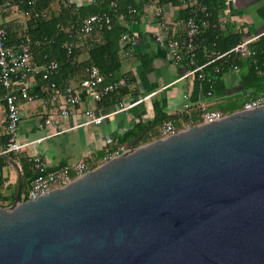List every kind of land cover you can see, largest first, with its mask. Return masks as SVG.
Wrapping results in <instances>:
<instances>
[{
  "label": "water",
  "instance_id": "water-1",
  "mask_svg": "<svg viewBox=\"0 0 264 264\" xmlns=\"http://www.w3.org/2000/svg\"><path fill=\"white\" fill-rule=\"evenodd\" d=\"M0 206V264H264V104Z\"/></svg>",
  "mask_w": 264,
  "mask_h": 264
},
{
  "label": "trees",
  "instance_id": "trees-1",
  "mask_svg": "<svg viewBox=\"0 0 264 264\" xmlns=\"http://www.w3.org/2000/svg\"><path fill=\"white\" fill-rule=\"evenodd\" d=\"M101 6H106L104 10L95 13H107L111 16L110 27H103L90 35H84L79 31L80 21L85 15L82 11L84 7L74 8L72 5L64 4L61 0H37L33 4H28L27 0H14L17 7L26 14L22 17V23L18 19L3 23L7 33L9 45L15 48L21 36L27 34L35 44H31V56L37 63L53 59L60 65L57 75H51L47 80L38 78L39 87L47 95L51 89V82L55 83L59 90L63 91L68 82L77 79L79 82L86 76V69L95 65L104 76V82L117 81L120 86L116 91L104 95L98 102L103 106H113L119 102H125L127 94L134 92V76L130 72L122 71V60L128 55L125 51L127 46H121V35L130 30V23L139 19L143 13V5L150 0H115V7L111 8L106 0H93ZM186 4L181 0H158L156 3H179L184 6L181 10V21L190 15L188 1ZM225 0H207V14L209 25L198 34L195 39V57L194 66H202L191 76V88L187 92L191 102L204 98H223V101L217 105V109L224 114L238 110L245 101L251 99L257 94H264V76L258 74V69L264 65V33L252 42L253 54L250 57H240L234 52L229 51L239 40L244 38L239 31H222L217 22V14L224 7ZM62 6L60 13L51 9L52 5ZM132 7L135 11L128 12ZM70 9L72 12L70 13ZM94 13V12H91ZM89 13V14H91ZM9 14V13H8ZM8 14H4L7 16ZM36 14V15H35ZM88 14V15H89ZM87 16V15H86ZM72 25V28L69 26ZM97 35L95 36L94 34ZM176 38H183V32L180 35H174ZM77 38L81 39L86 47L87 59L83 62L76 60ZM70 43L72 46V55L68 56L64 45ZM218 54H224L216 57ZM212 59V61H211ZM234 67L236 69H234ZM227 72H233L236 80L234 86H229L224 79ZM0 90L4 88L0 85ZM29 93V91H28ZM30 94V93H29ZM154 116L146 121L138 120L131 128L117 137L114 143L108 144L104 148L114 149L117 145L128 144L135 136L143 130L139 143H146L157 136L159 126L165 121H171L176 127L186 119L185 113L167 114L159 101L154 102ZM180 120L181 122L179 123ZM7 138V135L5 133ZM103 148V149H104ZM96 155L101 156L104 150ZM14 161L19 165L21 181V200H26V191L33 178L38 175L32 157H28L19 152H8L0 155V175L1 167ZM4 178V177H3ZM6 185H0V206H6L12 203L15 197L16 183L12 185L9 191L5 190Z\"/></svg>",
  "mask_w": 264,
  "mask_h": 264
},
{
  "label": "crops",
  "instance_id": "crops-1",
  "mask_svg": "<svg viewBox=\"0 0 264 264\" xmlns=\"http://www.w3.org/2000/svg\"><path fill=\"white\" fill-rule=\"evenodd\" d=\"M62 2H64L63 6L70 4L74 8L84 7L82 13L85 16L106 8L93 0ZM156 4L155 1H148L139 19L130 23V30L137 35V43L132 53L122 60L121 65L122 71L130 72L134 76L135 81L131 87H134L133 91L137 93L127 94L125 102L142 99L145 93L151 91L154 94L127 110L112 113L115 105L103 106L101 103L99 105V101L95 102L88 90L77 88L81 98L79 104L70 107L69 114L61 117L55 112V108L61 103L62 96L52 94L47 97L39 87L38 78H29L27 89L32 99L19 98L20 120L17 128L18 141L29 142V144L19 153L28 157L39 155L47 167L69 165L86 153L93 157L98 156L105 146L114 143L117 137L131 128L139 119L142 121L151 119L155 114L153 109L155 101H159L166 113L171 115L181 106L183 94L191 88V77H183L182 68L169 59L165 35L153 19ZM161 5V10L169 23V36H172L171 31L174 35L182 34L183 22L180 14L184 6L179 3ZM224 5L225 7L218 12L216 18L222 31H239L244 38L264 32V0H225ZM61 7L53 4L51 9L55 12L59 11L57 12L59 14ZM71 12L72 9H70ZM23 16L18 12H12L5 16V22L16 18L21 20ZM94 35L96 36L97 33ZM83 42L85 41L77 38V44L74 46L77 62H83L88 57L87 45ZM76 78L69 83L77 87L79 81ZM224 79L229 86H234L236 77L233 72H227ZM17 85L16 81L14 86ZM3 95L4 92L0 90V150L3 149L7 140ZM204 100L210 108L217 109V105L223 101V98H204ZM88 108H92L95 114L106 116L98 124H83L86 119L84 112ZM49 116L52 118L51 125L40 128L39 124ZM15 164L19 168V165ZM1 173L6 181L5 190L9 191L12 185L17 183V169L11 160L1 167Z\"/></svg>",
  "mask_w": 264,
  "mask_h": 264
},
{
  "label": "built area",
  "instance_id": "built-area-1",
  "mask_svg": "<svg viewBox=\"0 0 264 264\" xmlns=\"http://www.w3.org/2000/svg\"><path fill=\"white\" fill-rule=\"evenodd\" d=\"M37 0H27L28 4H33ZM67 1V0H61ZM109 2L111 8L115 7V0H106ZM157 2L158 0H152ZM190 7V15L185 19L183 23V38L174 37V33L171 31L169 36V23L165 19L163 11L161 10L162 5L156 4V8L153 13V19L159 29L163 31L165 35V45L169 59L174 64L179 65L183 70V77H191L196 71L201 69L202 66H194L195 57V39L203 28L209 25L208 14H207V0H187ZM181 3L186 4L185 0H181ZM146 4V3H145ZM144 4V5H145ZM143 5V8H144ZM135 9L132 7L128 8V12H134ZM16 13L25 15L26 12H22L17 7L14 0H0V85L4 88V103H5V133L7 140L3 149L0 150V155L8 152H20L21 149L28 145L18 141L17 128L20 120V108L19 98L25 100H31L32 96L28 93L27 81L29 78H40L41 80H47L51 75H57L60 70V65L53 59L46 60L42 63H37L31 56V44H35L31 37L27 34L21 36L20 40L16 44L15 48L9 45L7 41V33L3 26L5 21V14ZM36 15V14H35ZM137 20V19H136ZM136 20H133L135 22ZM23 21L22 18L20 20ZM111 23V16L107 13H91L83 17L80 21L79 31L84 35H90L96 30H100L103 27L109 28ZM73 26L70 25L69 28ZM264 32H261L255 36L245 37L239 40L229 51L234 52L240 57H250L253 54L251 44ZM121 46H127L125 55L132 53L133 47L137 43V35L132 31H126L121 35L120 38ZM68 56L72 55V46L70 43L64 45ZM224 54H218L216 57H221ZM212 61V59H211ZM234 69H236L234 67ZM258 74L264 76V65L258 69ZM18 82L15 87L14 83ZM120 83L112 81L105 83L104 76L100 72L99 68L95 65H91L86 69V76L81 80L77 87L68 82L64 90L61 91L55 83L51 82L49 88L51 91L47 94L49 97L52 94H60L62 96L61 103L55 108V112L63 117L69 114L70 107H75L79 104L81 98L77 91V88L88 90L92 99L96 102L99 101L104 95L116 91ZM154 92H148L144 94L142 99L152 96ZM142 99H137L129 102H119L114 107L112 113L127 110L140 102ZM264 104V94L260 93L253 96L251 99L244 102L240 109H251L255 106ZM176 113H185L186 119L183 120L180 126L176 127L171 121L163 122L159 128L157 136L154 138L167 137L178 130L188 128L194 124L207 123L214 121L224 115L218 109L210 108L204 99L191 102L188 98V94H183V102L181 106L175 111ZM84 115L86 116L83 124H98L106 115H98L94 113L92 108L85 110ZM51 116L46 117L39 124L40 128L51 125ZM54 125V124H53ZM39 141V140H38ZM125 145H117L114 149L104 148V153L99 156H91L89 153L83 155L79 160L72 164L67 165H56L47 167L42 157L34 155L32 161L34 162L35 168L38 170V175L33 178L26 191V199L35 198L49 190L57 188L58 186L65 183L72 177L78 176L96 165L106 160L111 155L126 149ZM0 185H6V181L3 176L0 175Z\"/></svg>",
  "mask_w": 264,
  "mask_h": 264
},
{
  "label": "rangeland",
  "instance_id": "rangeland-1",
  "mask_svg": "<svg viewBox=\"0 0 264 264\" xmlns=\"http://www.w3.org/2000/svg\"><path fill=\"white\" fill-rule=\"evenodd\" d=\"M16 19H18V18H16ZM10 21V20H9ZM17 22H20V23H22L21 21H17Z\"/></svg>",
  "mask_w": 264,
  "mask_h": 264
}]
</instances>
